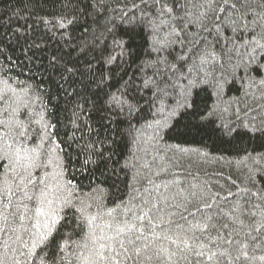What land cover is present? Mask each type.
<instances>
[{"label": "snow or ice", "instance_id": "snow-or-ice-1", "mask_svg": "<svg viewBox=\"0 0 264 264\" xmlns=\"http://www.w3.org/2000/svg\"><path fill=\"white\" fill-rule=\"evenodd\" d=\"M15 3L0 264H264V0Z\"/></svg>", "mask_w": 264, "mask_h": 264}, {"label": "trees", "instance_id": "trees-1", "mask_svg": "<svg viewBox=\"0 0 264 264\" xmlns=\"http://www.w3.org/2000/svg\"><path fill=\"white\" fill-rule=\"evenodd\" d=\"M18 8H20V5L16 4L15 0H11V11H9L8 0H3V2H0V14H3L5 19H7L8 16H11L12 12L16 11Z\"/></svg>", "mask_w": 264, "mask_h": 264}]
</instances>
